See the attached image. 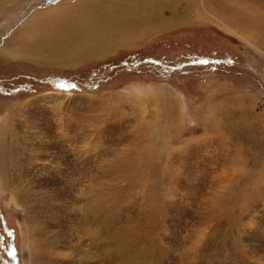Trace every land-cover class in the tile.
<instances>
[{
  "label": "rangeland",
  "instance_id": "obj_1",
  "mask_svg": "<svg viewBox=\"0 0 264 264\" xmlns=\"http://www.w3.org/2000/svg\"><path fill=\"white\" fill-rule=\"evenodd\" d=\"M112 1L0 0V264H264V0L139 1L105 53L22 56Z\"/></svg>",
  "mask_w": 264,
  "mask_h": 264
},
{
  "label": "bare ground",
  "instance_id": "obj_2",
  "mask_svg": "<svg viewBox=\"0 0 264 264\" xmlns=\"http://www.w3.org/2000/svg\"><path fill=\"white\" fill-rule=\"evenodd\" d=\"M139 1H144L143 4L145 8L148 3H151V1H156L158 3V6L156 8H152L150 13L154 11V9L159 10L163 7V5L171 2V0H123V2L121 0H113L112 2L104 4L105 6H103L100 10L94 9V7L91 6L90 9L92 10L88 9L87 13L83 17L80 16L81 18L75 21L76 28L73 27L74 31L64 34L65 37L69 38L64 40L63 43H56L54 41V37H52L47 40V43L45 44L38 41L37 47L31 45L24 47L25 49L21 51V54L23 57L30 56V58H32L34 54L41 55L44 60L50 62H71L105 53L119 43L136 35H140L145 30L147 31L149 29L147 28V25H140V27H137L138 29L136 28L135 30H132L135 27H129L132 20L128 16L130 13L137 15L138 9L141 7L138 3ZM192 1L194 0H191V2ZM96 7L97 6H95V8ZM64 11L61 14L60 11L53 10L50 14H53L52 18L55 19L59 15H62V17L66 16L67 12ZM120 12L128 13L118 14ZM176 15H178V13H176ZM51 23V26L55 28V30L53 28L52 31L58 32V29L54 24V20H52ZM44 29L45 28H42L40 31ZM32 30H34L33 27H29L27 29L23 28L20 31H17L6 43L7 48L11 44L18 42L17 39H20L21 41V38L29 37L33 32ZM50 30L51 29H47L45 33ZM34 47L37 48L35 51L32 50ZM12 52L13 50L11 53ZM41 52H43V54H40Z\"/></svg>",
  "mask_w": 264,
  "mask_h": 264
},
{
  "label": "snow or ice",
  "instance_id": "obj_3",
  "mask_svg": "<svg viewBox=\"0 0 264 264\" xmlns=\"http://www.w3.org/2000/svg\"><path fill=\"white\" fill-rule=\"evenodd\" d=\"M195 63H199V64H207V63H209V61H208V60H198V61H195ZM57 87L63 89V88H75V87H77V86L74 85V84H67V83L61 82V83H59V84L57 85Z\"/></svg>",
  "mask_w": 264,
  "mask_h": 264
}]
</instances>
